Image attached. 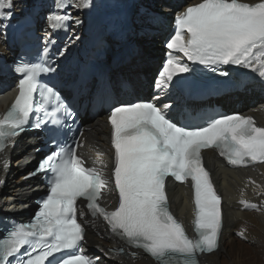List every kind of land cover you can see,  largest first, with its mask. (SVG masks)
Masks as SVG:
<instances>
[{"label":"snow or ice","instance_id":"snow-or-ice-1","mask_svg":"<svg viewBox=\"0 0 264 264\" xmlns=\"http://www.w3.org/2000/svg\"><path fill=\"white\" fill-rule=\"evenodd\" d=\"M91 3L92 0H80L72 5L59 0L57 6L87 8ZM11 8L12 0H0V20L10 19ZM51 19L59 22L71 17L56 15ZM175 24V34L166 47L182 53L187 61L212 67L213 71V66L221 64L240 65L264 77V0L254 4L242 0H201L178 14ZM190 70L188 63L170 52L157 87H167L174 76ZM14 71L21 78L14 102L0 116V152L23 131L34 108L46 111V105L53 101L58 107H65L53 88L41 89L39 84L41 74L54 71L50 66L22 62ZM37 92L39 105L35 103ZM170 107L127 101L110 109L114 149L110 175L96 167H85L76 151L79 144L61 145L53 138L54 150L30 173L51 174L49 194L42 200L33 222L19 225L7 238H0V264H93L81 252L85 230L77 221L78 199L86 201L90 214L102 217L127 245L142 249L157 264H199L200 254L215 252L224 223L222 197L204 166L202 150L217 149L234 166L264 163V127L257 126L252 117L238 114L222 115L205 125L178 126L164 111ZM34 127L40 128L41 122L38 120ZM168 177L191 183L195 237L187 234L170 211L166 195ZM113 187L118 203L109 211L100 200L104 191H112ZM241 203L257 207L243 200ZM237 235L246 239L243 230ZM56 253L66 254L57 258Z\"/></svg>","mask_w":264,"mask_h":264},{"label":"bare ground","instance_id":"bare-ground-1","mask_svg":"<svg viewBox=\"0 0 264 264\" xmlns=\"http://www.w3.org/2000/svg\"><path fill=\"white\" fill-rule=\"evenodd\" d=\"M45 1L47 2L46 5L43 4V0H12L10 19L0 20V116L4 114L16 97L13 88L17 77L3 68L1 62L11 60L18 54V49L12 45L11 24L23 17L31 15L39 22V35L42 36L43 44L59 36V41H64L65 47L70 51L82 49L80 41L87 36L88 31H99L111 35L112 38H115L114 46L126 44L130 38L134 39L135 37L134 32L130 34L132 26L137 25L134 19L147 27L145 32L141 28L133 27L137 31L136 34L146 33L143 34V37L153 36L152 44H154L155 50L159 49L155 37H162L170 31L168 27L170 23L166 20L169 12L173 11L169 7L172 0H163L160 9L156 10L157 12L150 10L149 6H143V10H146L148 14L153 13L155 19H161L155 20L156 28L153 27V23H149L146 16L139 17V19L134 16L138 10L136 0H92L91 6L87 8L58 7L59 0ZM138 1L139 3L142 2V0ZM149 1L146 0V2ZM199 2L201 0H190L179 11L176 10L177 6H174L173 20L186 7ZM242 2L254 4L259 0H242ZM79 3L80 0H65V4L75 5ZM4 11L9 10L4 9ZM162 11H165V14ZM56 15L69 16L71 19H66L63 24H60V21L51 19ZM45 16H47L45 21L47 26L42 29L41 25L44 23ZM161 17L165 18L162 19ZM77 20L79 23H76ZM134 41L135 45H143L137 44L135 39ZM119 42L122 44H118ZM146 53L148 51L137 56H130L123 63L117 64L116 67H120L118 70H113L114 73L118 72L120 75L128 73L129 78L135 80L137 88L143 93L150 92L149 80L145 73L133 75L130 72H139L141 68L146 69V74L149 73V65L153 67L156 63V60L151 58L158 56L150 53L148 56ZM75 62L76 58L73 56L67 57L64 63L68 65ZM237 66L240 71L247 72L246 77L241 79V86L244 90L239 88V92L233 93L226 99L229 102L244 103L241 94L246 93L248 105L242 106L241 111L244 116L252 117L257 126L264 127V77H261L252 68ZM121 71H125V73ZM89 76L90 78L93 77L92 74ZM142 77L143 81L141 80ZM105 80L113 90L114 99H116L114 88L119 87L121 81L112 78L110 80L108 75ZM89 84L83 87V99L91 100L93 97L95 89L90 91L92 84ZM128 94L129 92H125V95ZM152 99L157 100L162 106L164 104H169L171 107L176 106L175 97L170 95L165 88L155 93ZM81 117L85 123L79 155L88 165L102 169L105 175H110L113 165V150L110 143L109 116L104 109L92 113L89 112L88 107L81 113ZM39 147H42L40 146V138L31 136L29 139L21 140L20 138L18 141L9 142L5 151L0 154V213L11 212V214L20 216L30 211L29 205L33 203L37 195V180L26 179L25 176L30 171H26L25 174L23 172L30 168L32 164L30 159L37 156ZM42 155L43 153L40 154V157ZM10 162H12L11 168ZM205 162L212 172L220 194L223 196L224 227L219 249L211 255L203 256L201 258L202 264H264V163L254 167H237L229 164L214 151L206 152ZM14 166H17V169H13ZM31 196L34 198L28 201L30 204L24 205V201ZM168 196L175 216L185 225L191 227L194 219V203L190 185L185 184L169 188ZM242 200L247 204H255L257 207H245L241 203ZM102 202L110 210H113L117 205L118 198L113 190H105ZM80 211L84 212V215L79 214V217L86 228L85 249L94 256L95 260L99 258V264H157L141 251L127 249L125 254L114 253L112 250L118 245L124 246V243L110 232L109 226L99 217L90 218L82 205H80L78 212ZM241 230L245 232L246 239L237 235V232Z\"/></svg>","mask_w":264,"mask_h":264},{"label":"rangeland","instance_id":"rangeland-1","mask_svg":"<svg viewBox=\"0 0 264 264\" xmlns=\"http://www.w3.org/2000/svg\"><path fill=\"white\" fill-rule=\"evenodd\" d=\"M188 1H190V0H172V3L169 5V7L170 8H172V10L174 11V6H177V11H179V10H181L183 7V4L185 3V2H188ZM163 2V0H150L149 2H146V0H142V2L141 3H139V1L138 0H136V5L138 6L137 7V13H135L134 14V16L136 17V18H138L139 19V17H144V16H146L147 18H148V21H149V23H153V27H155V25H154V22H155V20H161V19H155V15L152 13H147V11L146 10H143V6H149L150 7V10H152V11H155V12H157L156 10H159L160 9V5H161V3ZM45 3H47L45 0H43V4L44 5H46ZM48 4H50V3H48ZM34 9V8H33ZM149 10V11H150ZM175 10V11H176ZM173 11H171V12H169V16L167 17V20H166V22H169L170 23V25H168V27H170L171 26V19H173L172 18V15H173ZM164 14H165V11H162ZM162 19H164L165 17H161ZM169 19V20H168ZM47 20V16H45L44 17V23L41 25V28L42 29H44L47 25L45 24V21ZM134 21L136 22V26H132V28L130 29V34H132L133 32H134V34H135V37H134V39L136 40V43L137 44H147V49L145 50V51H148V53H150V54H156L158 57H156V58H151V59H155L156 60V63H155V66L160 62V60H159V58H162V55L164 54V51H162V49H163V44H162V38L166 35H164V36H162V37H155L156 39H157V44H158V48L159 49H157V50H155L154 49V44H152V41L154 40V37L153 36H150V37H143V34H146V33H141V34H139V35H137L136 34V32L137 31H135L134 29H133V27H137V28H141L144 32H145V29L147 28V27H145L144 26V24H142V23H138L137 22V19L135 20L134 19ZM168 24V23H167ZM82 25H83V23H82ZM39 27H40V24H39V22L37 21V29H39ZM156 28V27H155ZM149 30V29H148ZM153 30V29H152ZM155 39V40H156ZM118 44H122V42H119ZM120 45H118L117 46V48L119 47ZM145 51H133V54H132V57L133 56H137V55H139L140 53H145ZM156 52H158V53H156ZM148 53H146L148 56H150ZM154 67V66H153ZM151 65H149V70H148V74H146L147 72H146V69H139V72H130V71H126V72H130V73H132L133 75H137V74H140V73H145V75H146V77L148 78V80H149V86H150V90H151V88H152V82H153V80H154V75H155V67L153 68ZM118 68H120V67H118ZM118 68L115 66V67H113L112 69H111V74H109L110 75V79L112 78V79H114V80H121V81H123V80H134V79H132V78H129V75H128V73L127 74H122V75H120L118 72H116V73H114V71H112V70H118ZM152 68V69H151ZM143 70V71H142ZM121 72H123V73H125V71H121ZM141 80L143 81L144 79H143V77L141 78ZM135 81V80H134ZM146 84V83H145ZM146 86V85H145ZM243 90H244V88H243ZM231 95V94H230ZM246 93H243V94H241V97L242 96H244V97H242V99H243V102L244 103H241L240 104V102H238V104H240V108H239V110H241V107L242 106H244V105H248L247 104V102H246V100H247V98H246ZM229 96V95H228ZM225 98V97H224ZM84 123V122H83ZM27 138V135H24L23 136V138H22V140L23 139H26ZM11 163L12 162H10V168L12 167L11 166ZM13 163H14V161H13ZM30 168H31V166H30ZM13 169H17V166H14L13 167ZM26 171L27 170H25L24 172H23V174H25L26 173ZM32 198H34V196L32 197H29V199H27V200H25L24 201V205L25 204H30V203H28V201L30 200V199H32ZM28 207V206H27ZM0 215H3L4 217H6V216H13V215H15L14 213H12L11 214V212H4V213H0ZM13 218V217H12Z\"/></svg>","mask_w":264,"mask_h":264},{"label":"water","instance_id":"water-1","mask_svg":"<svg viewBox=\"0 0 264 264\" xmlns=\"http://www.w3.org/2000/svg\"><path fill=\"white\" fill-rule=\"evenodd\" d=\"M187 4L188 3L185 2L183 4V6L184 5H187ZM136 49L137 50H140V51H145L147 49V44L135 45L134 39L133 38H130L129 39V42L126 43V44H123V46L119 50L115 51V53H113V54H109V56H108V62H111V61H113L116 58H120L121 56L122 57L128 56L133 50H136ZM2 62L7 63L6 60H4ZM161 65L162 64H161V60H160V62L157 64V68H159Z\"/></svg>","mask_w":264,"mask_h":264}]
</instances>
